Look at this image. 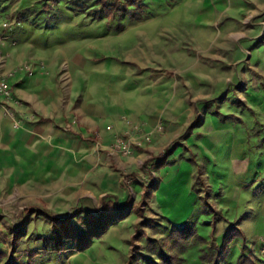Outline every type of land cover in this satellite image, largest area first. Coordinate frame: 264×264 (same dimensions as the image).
<instances>
[{"label": "rangeland", "instance_id": "rangeland-1", "mask_svg": "<svg viewBox=\"0 0 264 264\" xmlns=\"http://www.w3.org/2000/svg\"><path fill=\"white\" fill-rule=\"evenodd\" d=\"M142 1L131 22L107 21L99 0H0V33L17 41L4 61L35 72L29 83L48 71L53 92L76 100L63 130L100 136L92 161L56 182L0 173V264L31 252L35 264H264V0ZM108 194L119 211L89 249L42 238V212L80 209L73 223L91 232ZM231 228L243 236L219 256Z\"/></svg>", "mask_w": 264, "mask_h": 264}, {"label": "crops", "instance_id": "crops-1", "mask_svg": "<svg viewBox=\"0 0 264 264\" xmlns=\"http://www.w3.org/2000/svg\"><path fill=\"white\" fill-rule=\"evenodd\" d=\"M250 1L262 4V0ZM12 37L5 38L0 33V48L7 44L16 46L17 41L13 42ZM2 54L0 72L16 74L12 77L14 82L11 80L13 100H0V173L7 175L6 180L9 182L15 176L14 180L21 184L56 182L59 172L65 170L69 176L75 172V165H88L93 159L92 142L77 141L72 132H65L62 128V122L70 116L76 100L70 97L68 101L64 100L53 92L51 82L46 78L48 71L41 72L38 79L29 83L27 78L34 77L35 72L32 75L15 72L12 61H4V57L12 56L11 52L4 57ZM76 110L85 126L96 123L87 114L85 105ZM13 135L16 139L12 141ZM48 173L51 175L45 177Z\"/></svg>", "mask_w": 264, "mask_h": 264}, {"label": "trees", "instance_id": "trees-1", "mask_svg": "<svg viewBox=\"0 0 264 264\" xmlns=\"http://www.w3.org/2000/svg\"><path fill=\"white\" fill-rule=\"evenodd\" d=\"M99 5L102 7L103 17L107 21H112L115 18H128L131 22H137L144 18L143 13L145 11V5L142 0H99ZM45 10L49 8L45 5ZM121 29V28H120ZM45 121L44 119H42ZM87 141L98 142L97 137L84 139ZM159 167L165 166L167 164V158L161 157L157 158ZM110 201L119 203L118 198L114 195H106L101 201V211L91 216V232L87 233L80 229L76 224L73 223V218L79 216L81 213L80 209H77L73 217H66L64 219L54 216L48 212H42V217L45 223L51 225V237H42L47 241L52 243L53 248L56 251L64 252L66 244L70 243L73 245V249L77 252H83L89 249L93 245V241L101 238L107 233L114 224V216L119 211L118 207L109 210L108 205ZM216 213L215 211H213ZM112 219V223L109 222ZM218 221H222V218ZM216 229V226H214ZM139 236V235H138ZM243 236V233L239 229L231 228L224 236V243L220 248L219 256L224 253L231 245V242L235 237ZM24 236L17 233L16 244L14 250L18 249V242H20ZM41 239V238H40ZM48 244V243H47ZM47 244L45 246H47ZM6 257L5 253L0 251V262ZM37 257V253L31 252L27 261H22L18 258H13L8 264H35L34 259ZM133 258V257H132ZM135 257L133 258V260ZM147 264H156L149 261ZM242 264H258L253 259L246 258Z\"/></svg>", "mask_w": 264, "mask_h": 264}, {"label": "built area", "instance_id": "built-area-1", "mask_svg": "<svg viewBox=\"0 0 264 264\" xmlns=\"http://www.w3.org/2000/svg\"><path fill=\"white\" fill-rule=\"evenodd\" d=\"M21 71L28 72L29 75H32V71L29 69L28 66H25L21 68ZM14 76V74H2L0 72V100H5L7 102H11L14 98L13 96V90L11 86V78ZM117 147L124 148L126 152H129V149L124 147V145H118Z\"/></svg>", "mask_w": 264, "mask_h": 264}]
</instances>
